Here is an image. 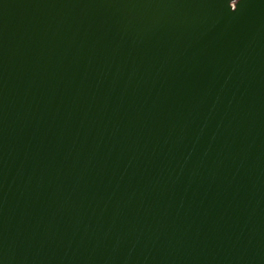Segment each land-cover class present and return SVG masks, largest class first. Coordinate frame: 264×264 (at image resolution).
Listing matches in <instances>:
<instances>
[{
  "label": "water",
  "instance_id": "obj_1",
  "mask_svg": "<svg viewBox=\"0 0 264 264\" xmlns=\"http://www.w3.org/2000/svg\"><path fill=\"white\" fill-rule=\"evenodd\" d=\"M0 264H264V0H0Z\"/></svg>",
  "mask_w": 264,
  "mask_h": 264
}]
</instances>
